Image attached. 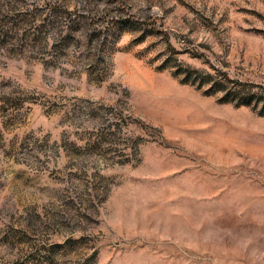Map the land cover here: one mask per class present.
Here are the masks:
<instances>
[{"label":"rangeland","instance_id":"rangeland-1","mask_svg":"<svg viewBox=\"0 0 264 264\" xmlns=\"http://www.w3.org/2000/svg\"><path fill=\"white\" fill-rule=\"evenodd\" d=\"M0 264H264V0H0Z\"/></svg>","mask_w":264,"mask_h":264}]
</instances>
